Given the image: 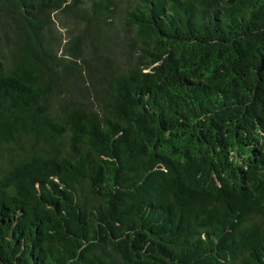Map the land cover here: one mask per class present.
<instances>
[{"label":"trees","instance_id":"16d2710c","mask_svg":"<svg viewBox=\"0 0 264 264\" xmlns=\"http://www.w3.org/2000/svg\"><path fill=\"white\" fill-rule=\"evenodd\" d=\"M118 11L0 0V264H264V0Z\"/></svg>","mask_w":264,"mask_h":264},{"label":"rangeland","instance_id":"374dc122","mask_svg":"<svg viewBox=\"0 0 264 264\" xmlns=\"http://www.w3.org/2000/svg\"><path fill=\"white\" fill-rule=\"evenodd\" d=\"M114 2L118 4V10L119 11L115 13L116 15H114L115 18H114L113 22H114L115 26L113 27V32L118 35L119 39L123 40L126 38L127 33L125 32L122 25H120V23L118 21L119 20V13H120L121 9L123 11V9H125L132 2V0H114ZM59 27H61L60 24H59ZM60 30L64 31L62 28H60ZM62 36L63 37L65 36V32L63 33ZM65 42L66 41L64 40V43Z\"/></svg>","mask_w":264,"mask_h":264}]
</instances>
